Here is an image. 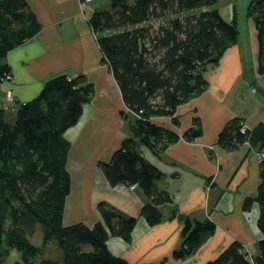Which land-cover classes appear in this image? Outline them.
Returning <instances> with one entry per match:
<instances>
[{
  "label": "trees",
  "instance_id": "trees-1",
  "mask_svg": "<svg viewBox=\"0 0 264 264\" xmlns=\"http://www.w3.org/2000/svg\"><path fill=\"white\" fill-rule=\"evenodd\" d=\"M215 3L109 0L107 7L94 8L88 19L102 61L127 109L119 113L128 135L108 161H98L96 166L110 185H137L142 190L146 202L140 215L150 226L164 219L162 206L170 204L171 198L157 187L156 181L163 174L142 156L140 147L159 155L178 139L191 141L202 133L197 118L181 135L150 119L169 116L173 124H178L176 107L206 89L204 72L217 66L223 53L238 42L235 11L227 21ZM245 16L256 30L257 72L264 73V0H250ZM40 29L25 0H0V60ZM7 73L9 66L0 63V77ZM92 94L93 85L84 75L57 74L43 82L34 98L13 103V123L5 119V107L0 105V263L7 249L13 248L20 254L14 264H128L109 252L106 240L116 236L129 242L136 217L99 202V220L91 227L81 222L65 226L62 222L70 189L66 169L70 143L63 134L77 123L83 104ZM216 143L225 150L247 143L254 153H261L264 123L248 128L240 118H232L218 133ZM258 163L256 196L246 198L242 206L249 210L254 202L258 205L256 225L262 234L257 241L258 254L248 257L244 247L233 241L207 264H264V158ZM175 216L176 209L171 207L168 217ZM177 217L182 224L181 241L171 257L182 260L214 233L215 225L209 219ZM36 226L41 232L40 246L28 238ZM49 242L55 243L61 260L42 257L34 261ZM157 264H166V260Z\"/></svg>",
  "mask_w": 264,
  "mask_h": 264
},
{
  "label": "crops",
  "instance_id": "crops-1",
  "mask_svg": "<svg viewBox=\"0 0 264 264\" xmlns=\"http://www.w3.org/2000/svg\"><path fill=\"white\" fill-rule=\"evenodd\" d=\"M25 2L41 29L0 60L9 66L12 76L11 81L0 80V105L5 106L8 90L14 102L34 98L43 82L57 74H82L93 85L91 99L83 104L77 123L63 134L70 143L66 160L70 189L64 202L63 225L81 222L91 227L99 220L97 204L104 202L136 217L129 242L116 236L106 240L109 252L128 264H157L164 259L166 264H207L233 241L250 256L257 255V241L262 236L256 225L258 205L254 202L249 210L242 206L246 198L256 196L260 183L258 159L247 143L233 150L216 143L218 133L232 118H240L248 128L264 123V73L257 72L254 25H248L246 41L238 37L217 66L204 72L206 89L176 107L178 124H173L169 116L151 117V122L178 135L197 118L202 133L191 141L178 139L159 155L140 147L142 156L163 174L156 181L157 187L171 198L170 204L162 206L164 219L150 226L140 215L146 202L142 190L137 185H110L96 166L98 161H108L128 135L119 113L127 109L88 25L94 8L107 7L109 0ZM13 103L5 107V114L12 113L9 123L14 121ZM171 207H175L176 216L169 218ZM177 215L209 219L215 225L214 233L182 260L171 257L181 241L182 224Z\"/></svg>",
  "mask_w": 264,
  "mask_h": 264
},
{
  "label": "rangeland",
  "instance_id": "rangeland-1",
  "mask_svg": "<svg viewBox=\"0 0 264 264\" xmlns=\"http://www.w3.org/2000/svg\"><path fill=\"white\" fill-rule=\"evenodd\" d=\"M250 0H245L241 5L239 0H216L214 7L217 8L221 17L229 21L232 17V10L235 11L237 28L239 31L240 41H246V32L247 27L250 23L253 25V22L250 18L245 16L246 6ZM5 105L10 108V103L6 102ZM5 119L7 121H12V113L7 111L5 114ZM29 241L35 245H41V232L38 226L35 227V230L32 234L28 235ZM7 255L3 257V260L0 264H14L15 261L20 260V254L13 248L7 249ZM61 252L57 249L54 242H49L45 248L43 247V254L37 257L34 261H38L42 257H50L57 260H61Z\"/></svg>",
  "mask_w": 264,
  "mask_h": 264
},
{
  "label": "built area",
  "instance_id": "built-area-1",
  "mask_svg": "<svg viewBox=\"0 0 264 264\" xmlns=\"http://www.w3.org/2000/svg\"><path fill=\"white\" fill-rule=\"evenodd\" d=\"M84 1L89 2L91 0H84ZM11 79H12V76H11L10 72L5 74L4 76L0 77V80H2V81H11ZM6 100L10 104H12L14 102L13 95H12L11 91H9V90L6 93ZM4 107H7V106L5 105ZM11 108H13V106ZM255 154H256V157H257L258 161H259L260 158H264V151L261 152V153H255ZM247 256L250 257L248 252H247Z\"/></svg>",
  "mask_w": 264,
  "mask_h": 264
},
{
  "label": "water",
  "instance_id": "water-1",
  "mask_svg": "<svg viewBox=\"0 0 264 264\" xmlns=\"http://www.w3.org/2000/svg\"><path fill=\"white\" fill-rule=\"evenodd\" d=\"M244 1H245V0H239L240 5H241Z\"/></svg>",
  "mask_w": 264,
  "mask_h": 264
},
{
  "label": "bare ground",
  "instance_id": "bare-ground-1",
  "mask_svg": "<svg viewBox=\"0 0 264 264\" xmlns=\"http://www.w3.org/2000/svg\"><path fill=\"white\" fill-rule=\"evenodd\" d=\"M93 115V114H92ZM78 153V151H76ZM76 154V153H75ZM69 168V167H68ZM80 176V175H79ZM80 178V177H79Z\"/></svg>",
  "mask_w": 264,
  "mask_h": 264
}]
</instances>
